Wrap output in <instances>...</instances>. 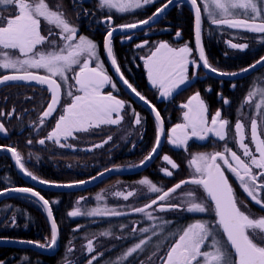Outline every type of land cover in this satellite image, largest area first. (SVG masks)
I'll list each match as a JSON object with an SVG mask.
<instances>
[{"label": "trees", "instance_id": "obj_1", "mask_svg": "<svg viewBox=\"0 0 264 264\" xmlns=\"http://www.w3.org/2000/svg\"><path fill=\"white\" fill-rule=\"evenodd\" d=\"M165 2L166 0H155L152 4L121 15L117 11L98 7V0H47L51 9L62 11L68 21L78 29L77 36H88L96 40L104 69L108 75L111 73L103 54L104 37L109 31L108 17H112V27L114 28L135 23L149 18ZM203 2L204 0H198L201 7H203ZM203 14L206 12L202 9V43L205 54L213 67L226 73L238 72L252 65L264 55V42H262L264 34L223 28L221 33H206L209 25H207L208 22ZM0 15L7 16L9 12L0 6ZM103 20H106L104 24ZM44 22L42 20L43 24ZM193 25V13L189 5L186 3L177 4L160 17L154 25L135 34L133 40L128 43H121L120 38L122 37H115L113 40L114 57L125 79L158 110L166 129L181 120L182 109L179 105L185 103L195 92H199L209 114L220 110L222 118L229 120L227 140L219 141L213 137L202 142L193 140L187 144L184 150L163 146L161 154L166 153L178 165L172 176L161 174L160 155L147 170L140 174L111 176L86 190L74 193L41 190L40 193L49 201L58 225L60 233L58 253L54 256H47L27 249L0 248V260L12 258L13 261H23L25 257H35L40 264H60L65 259L69 248H72V258H77L76 252L81 244L86 240H93L97 257L91 264H141V262L157 259L162 255L172 240L176 238L173 233H177L180 228L195 220H203L201 214L188 213L184 210L154 212L151 213L153 219H149L147 210L136 212L135 209L144 207L152 199L161 195L163 191L193 177L194 168L190 165V155L222 151L225 143L236 151L234 125L237 121L241 120L248 128L251 119L256 118L259 131L264 139V121L257 115V110L254 107L256 103H259V97L253 98L252 104L247 103L248 92L264 85V67L247 77L235 80L208 77L199 69L205 75L203 78L197 76L185 87L175 91L169 100H159L157 88L151 87L148 83L143 59L148 57L160 42H167L174 48L189 46L194 50ZM177 32L180 33L179 36L176 35ZM48 39L53 41L51 38ZM227 39L236 42L244 41L249 47L245 50L229 51L224 46ZM144 41L147 42L146 45L135 47L136 44ZM42 49L46 50V48H40L41 51ZM224 49L227 53L226 57L218 56V52ZM37 70L39 73L47 75L44 70ZM0 73L4 74V72ZM192 75L190 73L189 78ZM56 79L61 84V89L64 90L66 83L59 77ZM117 84V89L123 92ZM5 88H3L5 94L0 98V112L20 114L21 118L19 123L14 126H7L2 122L7 136H0V147L14 148L25 158L24 165L29 172L40 179L51 182V184L76 183L108 169L134 167L144 161L145 157L151 153V148L154 147L155 121L144 109L130 101L129 104L133 106V111L139 112L142 120V134L138 136L140 140L134 148H131L132 145H122L103 158L93 153H71L40 147L36 145L35 140L39 136H46L52 129L47 121L39 122L38 119V114L48 103V92L39 87V96L28 99L27 90L35 89V87L10 85ZM124 94L123 92L120 96L126 98ZM127 98L129 97L127 96ZM225 99L229 101L228 104L223 102ZM94 136L97 134L91 135V137ZM27 141H31V143L27 144ZM143 179L151 181L162 192L152 193L149 191L146 197L125 201L113 200L107 195L106 189L109 186L120 183H136ZM24 186L27 184L16 173L8 157L1 155L0 191ZM192 187L191 184H184L180 189H177L175 194L187 192ZM98 196L101 199L98 200ZM261 196L264 197V194L262 193ZM248 201L252 202L249 199ZM252 203L255 204V202ZM0 208L3 211L0 214V238L30 240L41 244L45 242L46 237H49L50 231L45 215L31 199L26 197L9 198L0 203ZM76 208L81 211L92 208H108L124 214L95 217L68 216V212ZM253 213L264 217V208L257 205ZM204 215L206 214L204 213ZM164 221H169V223L165 224ZM145 228L148 231L142 232L141 229ZM105 232L109 234L101 235ZM141 239L147 240L142 249L134 253L133 256L122 260L121 258L127 250ZM76 246L78 247L75 248Z\"/></svg>", "mask_w": 264, "mask_h": 264}, {"label": "snow or ice", "instance_id": "obj_2", "mask_svg": "<svg viewBox=\"0 0 264 264\" xmlns=\"http://www.w3.org/2000/svg\"><path fill=\"white\" fill-rule=\"evenodd\" d=\"M154 2L155 0H98V7L115 9L119 13H125ZM189 2L195 10V39L199 61H202L203 68L221 76L237 75L238 73L235 72L220 71L210 64L201 45V4L198 3V0H189ZM173 3L174 0H166L148 19L119 27L121 30H127L136 29L141 25H149L150 22L157 20ZM0 6L9 12L7 16L0 15V57H2L0 58V69H11L14 73L0 77V84L10 80H19L47 85V89L51 93V102L43 113V117L46 118L56 112L58 106H61V84L57 82L56 77L67 82L66 73L74 72L76 92L79 94L74 95L71 91L67 92V95L72 97L71 103L62 106L63 111L59 114L53 130L47 135V140L59 143L61 138L67 139L76 132H87L89 129L99 128L101 125L121 123L123 117L120 113L125 104L113 95H104L101 92L106 84H111L113 88L116 85L111 82L109 75L104 71L103 64L99 61L98 45L95 42L83 35L77 36L78 29L68 21L62 11L51 9L47 0H0ZM203 11L207 13L214 25L264 34V0H204ZM42 19L48 25L59 29L60 38L65 43L58 50L41 51L38 47L46 43L55 44V41L48 39L49 36L56 34L52 28L48 29L47 35L42 34ZM111 19L112 17L109 16L108 20ZM115 30L116 28H112L106 33L104 47L107 56L111 58V63L115 67V71L120 74L123 83L151 108L155 114V120L160 125L157 131L156 144L151 153L145 157V161H147L152 159L160 146V136L164 132L163 120L156 108L120 73V68L113 56L111 39ZM176 35L179 36L180 33L177 32ZM128 39L131 37L129 36ZM143 46V44L137 45V47ZM229 47L244 50L249 45L229 42ZM192 51L188 46L174 48L167 42H161L145 59L148 80L154 88L159 89L161 97L171 96L174 91L189 81V64H193L196 68L200 67V64L195 60H189ZM12 52H18V55L14 56ZM92 61H96L95 67L90 66ZM257 65L264 66V57L249 67L241 69V72L246 73L250 69L256 68ZM76 66H78V71L75 70ZM31 69H42L47 75L34 74L30 71ZM255 97H259V103H256L254 107L257 110V115L264 121V85L248 92L247 103L252 104ZM223 102L229 103L227 99ZM180 107L185 109L183 113L184 122L171 129L169 143L185 145L192 137L205 140L210 133L214 134L219 141L227 140L229 120L223 119L221 111L217 110L209 123L206 116L207 107L199 92L192 95ZM135 123H141L138 113ZM245 127V124L240 121L234 125L236 143L242 151L243 158L237 154V151L232 150L227 143L223 145L222 151L197 154L190 161L196 175L189 180L177 183L167 191H163L158 200H152L145 207L135 209L136 212H145L146 208H151L158 201H165L170 194L176 193L177 189H180L184 184L202 188L206 194V198H200L195 189L184 193L186 204L183 206V210L188 213H214L216 218L214 224L209 221L195 220L180 228L177 233H173L176 238L172 240L165 255L159 257L163 264H264V218L252 217L242 210L234 189L225 174V170L232 173L243 192L255 204L264 208V197L261 196V193L264 192V179H261L264 177V139L261 138L262 133L258 131L257 119L252 118L250 140L255 146L253 150L249 144L245 143ZM5 132L4 125L0 124V133ZM108 139L110 140L111 137L109 136ZM39 143L44 144L45 140L41 139ZM104 143H107V140ZM60 146L64 147L63 144ZM101 146L102 144H98L95 147ZM7 151L12 153L16 164L26 176H30L32 180H38L41 184L51 183L29 172L22 162L21 155L14 148H8ZM163 160L172 169L178 168V165L169 156L164 155ZM145 161L141 163L143 164ZM165 174L172 176L173 173L165 170ZM139 183L147 186L152 193L162 192L148 179H143ZM64 186L71 187L72 185ZM8 191L30 193L31 196L37 197L43 203L49 218H52L49 201L39 192L31 188H11ZM116 195L120 196L122 193L118 192ZM132 195L133 193L129 192L123 198L127 200ZM97 199L99 200L101 197L98 196ZM207 201H210L211 204L209 205ZM181 207L180 204L160 205L159 210L167 211ZM123 214L108 208H92L87 211L76 208L68 212L70 217L81 215L90 217L119 216ZM147 215L149 219H153L151 213H147ZM164 223L168 224L169 221H164ZM141 231L147 232L148 229H141ZM108 234L105 232L101 235ZM57 235V225L53 218L49 243L45 245L35 242L36 246L54 247L57 242ZM26 243L34 242L27 241ZM146 243L147 240L141 239L130 247L121 259L133 256ZM87 250L89 253L94 251L91 242L87 245ZM88 264H91V260Z\"/></svg>", "mask_w": 264, "mask_h": 264}, {"label": "rangeland", "instance_id": "obj_3", "mask_svg": "<svg viewBox=\"0 0 264 264\" xmlns=\"http://www.w3.org/2000/svg\"><path fill=\"white\" fill-rule=\"evenodd\" d=\"M106 9H108V8H106ZM202 9H203V7H202ZM108 10L116 11L115 9H108ZM136 10H138V9H133V10H131L129 12H125V13H119V12L118 13L121 14V15H124V14H127V13H131L133 11H136ZM203 15L206 17V21L208 22L207 25H209V28H208L206 33H211V32L221 33L222 32V28L223 29L233 30V31H244V30H240V29H230V28H227L226 26L214 25V24L211 23L210 19L208 18L207 13L203 14ZM202 27H203V24H202ZM49 28H52L53 32L56 33L55 35H52V36L48 37V38H51L53 41H55V44L46 43V44H44L42 46H38L39 48H46V50L42 49V51L58 50L65 43V41H63L60 38L59 29H56L54 26L48 25L46 21L44 22V24L42 23V34L47 35ZM111 28L112 27H110L109 30ZM255 34H260V33H255ZM134 35H129L131 37V39H128L129 36L122 37V38H120V42L121 43H128L130 40H133ZM85 37L88 38V39H91L93 42L96 43V40H94L93 38H91V37L89 38L88 36H85ZM229 42H232V43H246L244 41H237L236 42V41H231V40L227 39L224 42V46L229 51H237V50L240 51V49H232V48H230L229 47ZM146 43L144 41V42H140L138 44L146 45ZM138 44L135 45L136 48H137ZM189 48L192 49V47H189ZM9 51H12V50H9ZM12 54L15 56V55H18V52H12ZM97 54L99 56V61L103 64L102 59H101L100 54H99V48H97ZM226 55H227V53L225 52V49L218 52V56L226 57ZM206 57H207V55H206ZM0 58H2V57H0ZM146 58L143 59V65H144V68H145L146 74H147V68L145 66V59ZM189 60H195L197 62L194 50L192 51V54L189 57ZM90 66L95 67L96 66V61H92L90 63ZM75 70L78 71V66L75 67ZM30 71H32L33 73L41 74V73H39V70H37V69H31ZM104 71L106 72L105 69H104ZM0 72H4V74H8V73H13V70H11V69H9V70L0 69ZM190 73L193 74L192 77L189 79L188 82H186L185 85H182L181 88L185 87L188 83L193 81L197 76H199L200 78H203L205 76L203 74V72L201 73L199 68H196L193 64H189L188 76H189ZM1 74L4 75L3 73H0V76H2ZM41 75H43V74H41ZM66 75L68 76V80H67V82H65L66 83V87L64 88V90L61 89V92H62L61 100H60L61 106H58V108L56 109V112H54L49 118L43 117V113L46 110V108H47V106L49 104V100H50V92L47 89L44 88L48 92L49 99H48V103H46V105L43 108V110L38 114V119H39V122L47 121L48 125L52 127L50 132L53 130L54 125H55V123H56V121H57V119L59 117V114H61L62 111H63V107L62 106L71 103L72 97L68 96L67 92L71 91L74 95H78L79 94L78 92H76V87L77 86L75 85V80L73 78L74 77V72H68V73H66ZM109 77L111 79V82L116 85L117 82L111 76H109ZM148 83H149V85L151 87H153L149 80H148ZM31 87H35V89L27 90V98L28 99H31V97H35V96L38 97L39 96V86H37V87L36 86H31ZM4 89H6V88H4ZM4 89L2 88V90H0V98L5 94L3 92ZM157 90H158V99L159 100L160 99H164V100H169L170 99L171 96L166 97V98L165 97H161L159 95V89H157ZM177 90H179V89H177ZM101 92L104 95L111 94L116 99H119V100L124 102L125 107H124V109L121 110V113H120V115L123 117L121 123H119L117 125H101L99 128H91L87 132H76V133H73V136H70L67 139L61 138L59 143H56L55 141H51V140H47L46 139L47 135L50 133L49 132L46 136H42V137L39 136V138H37L35 140L36 145H38L40 147H43V148H47V149H58V150H61L63 152H71V153L81 152V153H85V154L86 153H93V154H96L98 156H102L103 158H105L106 156L110 155V153H112V151L114 149H116V148H118V147H120L122 145H132L131 148H134L137 145L138 141L140 140L138 138V136H140L142 134V120H141V117H140V113L133 111V106L131 104H129V101L132 102V103H133V101L131 99L127 98L126 94H124L126 96V98H122L120 95L123 94V92L119 91L117 89V86L115 88H113L111 86V84L104 85L103 88L101 89ZM180 105H182V104H180ZM180 105H179V107H180ZM0 107H1V99H0ZM181 109H182L181 120L178 123H176V124L172 125L171 127L167 128L164 147H170V148H174V149H183L184 150V149H186L187 144L190 141H193V140L197 141V142H202V141H205L209 137H213L214 139L218 140V138H216L214 136V134L210 133V134H208V136H207V138L205 140H199L196 137H192L191 139L188 140L187 144H185V145H176V144L169 143V135H170L171 129L173 127H175L177 124L184 122L183 121V113H184L185 109H183V108H181ZM137 113L139 114V118L141 120L140 124H136L135 123V119H136V114ZM214 114L215 113L209 114V111L207 109L206 116H207V118L209 120V123L211 121V118L214 116ZM114 117H115V114H114ZM20 118H21L20 114H14L12 112L10 114L9 113L6 114L5 112H0V123L3 124L2 122H4L7 126H14V125L18 124ZM240 122L244 124V122H242L241 120H240ZM250 124H251V122H250ZM250 124H249L248 128L245 127V135H246L245 143L249 144V147L254 150L255 146L251 143V140H250ZM154 125H155L156 131H155V136H154V140H153V146H155V144H156L157 131H158L155 122H154ZM258 131H259V127H258ZM95 133L97 134V136L91 137V135H93ZM6 136H3V137H6ZM109 136L111 137L110 140L108 139ZM261 138L263 139L262 135H261ZM41 139L45 140L44 144H40L39 143V140H41ZM236 139L237 138L235 137V140ZM106 140H107V143H104V141H106ZM27 144H29L28 141H27ZM61 144H63L64 147H61L60 146ZM98 144H102V146L101 147H95ZM236 145H237V143H236ZM152 148H151V150H152ZM151 150H150V152H151ZM236 151H237L238 155L242 156V151L239 149L238 145H237V150ZM164 155H167V154L163 153L160 156L159 167H160L161 174L164 175V176H167L165 174V170L171 171L173 173L177 168L176 169H172L171 166L168 165L167 162H165L163 160V156ZM195 155H197V154L190 155V161ZM167 156H169V155H167ZM21 157H22V155H21ZM242 158H243V156H242ZM244 159H247V158H244ZM22 162L25 163V158H23V157H22ZM225 174L228 177V179L230 178L229 182L231 181L230 184L232 185V187L234 189L235 195L238 198V203H239L240 207L242 208V210L245 211L247 214H249L252 217L264 218V217H262V216H260V215H258L256 213H253L255 211V207L257 205L252 203L254 201H252L247 196V194L243 192L242 188L240 187L239 183L236 181V178L233 176V174L228 172L227 170H225ZM194 175H196L195 171L193 173V176ZM261 179H264V177H262ZM194 189H195L198 197L206 198V194L204 193L203 189L199 188L197 186H193L187 192L192 191ZM106 191H107V195H108V197L110 199H113V200H124V201H125V199L123 198V196L127 195L129 192H132L133 195L129 196L127 200L133 199V198L139 199L141 197H146L149 194L148 187L145 186V185H141L139 183V181L136 182V183H131V184L120 183V184L112 185V186H109L106 189ZM118 192L122 193V195L117 196L116 193H118ZM184 193H186V192H182V194L172 193V194H170V196L165 201H158L157 204H153L151 208H146V210L149 213L167 212V211H175V212L181 211V210H183V206L186 204V198L184 196ZM262 193L264 194V192H262ZM158 197L159 196H157L156 198H154L152 200H158ZM248 199L251 200L252 202L248 201ZM143 200H146V199H143ZM32 201H34V200H32ZM151 202L152 201L148 202L147 204H149ZM34 203H36L37 207L38 208L40 207V209L43 211L41 206L36 201H34ZM207 203L209 205L211 204L210 201H207ZM168 204H180L182 207L174 209V210H167V211H160L159 210L160 205H168ZM2 212L3 211L0 208V214ZM43 213H44V211H43ZM199 214H201V213H199ZM205 214L207 216L204 215V213L201 214L203 220L204 221H209V222L214 224L215 219H216L214 213L206 212ZM45 218H46V216H45ZM46 221H47V219H46ZM47 224H48V222H47ZM48 226H49V224H48ZM49 231H50L49 237H46L45 238V242L41 243V244L47 245L49 243L50 238H51L50 227H49ZM89 242L92 243L93 248H94V251L91 252V253H89L88 250H87V245L89 244ZM78 246H76L75 248H77ZM169 247L170 246H168L165 249L164 253L162 255L158 256L157 259H150V260H147V261L143 262L142 264H163V262L159 259V257L165 255V253H166V251H167V249ZM72 254H73L72 253V248H69L68 249V253L65 256V259L62 262H60V264H88L89 260H91V262H93L96 259V257H97V255H95L94 241L93 240L84 241L81 244V247L76 252L77 258H72ZM93 257H95V258H93ZM0 264H40V263H39L38 259L35 258V257H31V258L30 257H25L23 259V261H13L12 258H10L9 260H0Z\"/></svg>", "mask_w": 264, "mask_h": 264}, {"label": "water", "instance_id": "obj_4", "mask_svg": "<svg viewBox=\"0 0 264 264\" xmlns=\"http://www.w3.org/2000/svg\"><path fill=\"white\" fill-rule=\"evenodd\" d=\"M180 3L188 4L190 9L192 10L193 19H194V25H193V47H194V52H195V55H196L197 62H198V64H200L199 69H201L206 76L212 77V78H215V79H221V80H235V79H241V78L247 77V76L257 72L258 70H260L261 68L264 67L262 65H257L256 68L250 69L246 73H242L241 71L235 72V73H238L235 76H233V75L221 76V75H217L216 73H213V72H210V71L204 69L203 66H202V61H199L198 48H197L196 39H195V10L192 8L189 0H174V3L172 5H169V7L164 11V13H162L157 20H155L153 22H150L149 25H141L140 27H138L136 29H127V30H121L120 27H116V30L113 32V36L111 38L112 39V47H113V39L115 37H125V36L134 35V34H137L139 32L144 31L145 29H147V28L151 27L152 25H154L160 19V17H162L169 9H171L172 7H174L175 5L180 4ZM105 21L106 20H103V24H104ZM110 27H112V21L111 20L109 21V28ZM112 28H114V27H112ZM105 37H106V35H105ZM105 37H104V41H103V54H104L106 63L108 65V67H109V70H110V73H111V77H113V79L119 84V86L121 87L123 92L136 105H138L139 107L144 109L153 118V120L156 123L157 129H158L160 127V125L155 120V114L153 113L151 108L148 105H146L144 103V101H141L139 99V97L134 92H132L131 89H129L127 87V85H125L123 83V81L120 79V74H118L115 71V67L111 63V58L107 56V52H106V49L104 47ZM201 45L203 46L202 35H201ZM113 56H114V53H113ZM262 57H264V55ZM258 60H260V59H258ZM120 73H121V71H120ZM11 74H13V73H8V74H4V75H11ZM34 74H37V73H34ZM4 75H2V76H4ZM38 75H41V74H38ZM2 76H0V77H2ZM124 79H125V77H124ZM10 85L39 86V87L47 89V85H39V84H37L35 82H25V81H19V80H10V81H6V82L0 84V90L2 88L10 86ZM60 100H61V95H60ZM50 102H51V93H50L49 103ZM151 105L154 106L153 104H151ZM46 118H49V117H46ZM161 119H162V117H161ZM163 128H164V132L160 136V146L157 148L156 154H154L152 156V159L147 160V161H145V159H144L145 162L143 164L140 163V164H138V165H136L134 167L112 168V169H108V170L102 171V172L94 175L91 178H88V179H86L84 181H80V182H83V183L76 182V183H69V184H51V183H49V184H41V183L38 182V180H32L30 176H26L24 174V172L21 171L19 165L16 164L15 159L12 156V153L7 151V149L10 148V147H0V156L4 155V156L8 157V159L10 160L11 165L13 166L14 170L16 171V173L27 184V186H24V187H11V188H31V189H33L34 191H37V192H39L38 190H44V191H51V192H55V193H74V192H79V191H82V190L89 189L90 187L95 186L96 184L102 182L103 180H105V179H107L108 177H111V176L140 174V173L144 172L145 170H147L159 158V156L161 155L162 148H163L164 143H165L166 131H167V129L165 127V124H164V121H163ZM6 134H7V131L5 133H0V136L3 137V136H6ZM56 185H60V186H56ZM64 185H72V186L71 187H65ZM11 188H7V189H4V190L0 191V193H3V195H0V203L3 202L6 199L13 198V197H26V198H30V199L36 201L41 206V208L43 209L44 214H45L46 219H47V222L49 224L50 230H51V223H52V219L54 218L53 213H52V218H49V216L47 214V210L44 208L43 203L37 197L31 196L30 193H18V192L8 191V189H11ZM56 225H57V223H56ZM57 230H58L57 242H56V245L54 247H43V248L42 247H38V246H36L35 241H33L34 243H31V244L30 243H26L27 241H30V240H15V239L0 238V248L27 249V250H31V251L37 252V253H39L41 255L54 256V255H56L58 253L59 248H60V245H59L60 244V233H59L58 225H57Z\"/></svg>", "mask_w": 264, "mask_h": 264}, {"label": "bare ground", "instance_id": "obj_5", "mask_svg": "<svg viewBox=\"0 0 264 264\" xmlns=\"http://www.w3.org/2000/svg\"><path fill=\"white\" fill-rule=\"evenodd\" d=\"M109 76H111V75H109ZM39 192L41 191V190H38ZM41 194V193H40ZM42 195V194H41ZM43 196V195H42ZM45 198V197H44ZM46 199V198H45Z\"/></svg>", "mask_w": 264, "mask_h": 264}]
</instances>
